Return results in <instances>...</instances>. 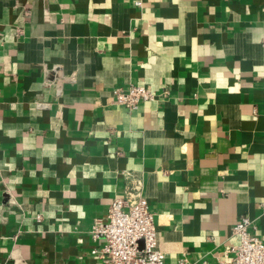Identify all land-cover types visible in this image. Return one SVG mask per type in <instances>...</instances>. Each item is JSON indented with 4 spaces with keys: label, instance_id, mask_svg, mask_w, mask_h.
<instances>
[{
    "label": "crops",
    "instance_id": "1",
    "mask_svg": "<svg viewBox=\"0 0 264 264\" xmlns=\"http://www.w3.org/2000/svg\"><path fill=\"white\" fill-rule=\"evenodd\" d=\"M128 172L167 261L264 240V0H0V264H104Z\"/></svg>",
    "mask_w": 264,
    "mask_h": 264
},
{
    "label": "built area",
    "instance_id": "2",
    "mask_svg": "<svg viewBox=\"0 0 264 264\" xmlns=\"http://www.w3.org/2000/svg\"><path fill=\"white\" fill-rule=\"evenodd\" d=\"M140 4L141 0H137ZM115 102L128 109L156 98L154 91L145 85L113 89ZM126 192L111 203L106 220L98 219L92 225V237L101 245L92 250L104 264H193L183 257L167 261L159 248L155 214L150 210L144 194L142 176L128 172ZM253 222L242 218L232 227L240 242L231 247L232 256L218 264H264V240L252 234Z\"/></svg>",
    "mask_w": 264,
    "mask_h": 264
}]
</instances>
